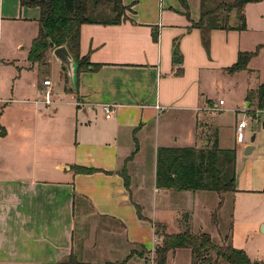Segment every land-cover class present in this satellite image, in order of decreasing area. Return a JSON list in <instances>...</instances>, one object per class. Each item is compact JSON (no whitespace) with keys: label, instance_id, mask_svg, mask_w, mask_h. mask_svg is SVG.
Segmentation results:
<instances>
[{"label":"crops","instance_id":"obj_1","mask_svg":"<svg viewBox=\"0 0 264 264\" xmlns=\"http://www.w3.org/2000/svg\"><path fill=\"white\" fill-rule=\"evenodd\" d=\"M178 1L179 12L163 6L158 14L148 4L137 8L136 1L125 4L122 0L128 6L124 21L81 25L80 56L86 55L99 67L75 74L74 85L69 80L65 83L64 92L70 101L61 104L53 100L46 105L41 94L44 77L34 83L30 104L0 96V102L8 99L10 103L29 105L16 108L14 119L0 124V264H69L63 260L73 253L75 225L89 212L103 225L107 221L117 224L125 243L146 247L135 237L138 231L135 233L134 227L140 226L141 220L135 205L145 218L168 227L169 221L145 215L143 200L152 199L154 206L162 196L176 193L183 197L191 192L156 187V151L160 146L199 147L201 135L209 126H198V112L214 105L206 100L209 94L200 87V80L213 75L214 70L231 76L244 73L240 97L246 101L239 112L252 114L251 123L247 121L246 125L252 132L249 141L229 147L235 150L236 191L229 193L235 225L241 215L264 205V101L258 108L256 98L257 88L264 83V15L252 25L248 13L250 5L263 0L244 6L245 21L253 28V42L242 47L236 43L248 32L246 27L213 29L211 53L218 47L219 36H224V43L219 56L211 58L203 49L200 31L191 25L199 18L200 6L194 13L188 0L187 10ZM38 13L33 17L36 21ZM7 15L0 5V18ZM237 23L233 10L229 24ZM260 44L263 46L246 69L233 74L226 70L236 61L238 52L252 51ZM47 61L59 65L63 77L61 64L53 56ZM213 61L216 64L210 65ZM257 62L263 71L256 69ZM7 63L14 65L17 72L33 70L35 64L28 61L19 66L14 59ZM179 69L182 72L178 75L175 72ZM219 100L222 106L224 102L219 104ZM65 103L71 105L72 116L67 114L70 108L61 116L63 108L57 106ZM106 103L112 106L108 118L102 110ZM240 114H235L234 132L237 122L244 119ZM213 129L218 146L226 149L220 145L218 128ZM252 136L255 137L250 142ZM204 141L208 143L203 139V145L207 144ZM247 144L253 145V150L245 155ZM238 163H242L239 169ZM75 168L98 170L84 173ZM260 225L264 228V221ZM154 245L155 242L146 248L153 250ZM234 247L239 248L236 244ZM90 262L98 263L97 259ZM128 262L143 264V258L134 254Z\"/></svg>","mask_w":264,"mask_h":264},{"label":"rangeland","instance_id":"obj_2","mask_svg":"<svg viewBox=\"0 0 264 264\" xmlns=\"http://www.w3.org/2000/svg\"><path fill=\"white\" fill-rule=\"evenodd\" d=\"M131 1H136L135 5L137 8L148 4L158 14L163 6L172 12L180 11L178 0H164V2L163 0H124L125 4H130ZM221 1L223 0H206V5L212 8ZM225 1L231 2V0ZM188 3L190 10L192 9L194 13L199 11L200 0H188ZM0 5H3V13L8 14L7 18H0V96L20 99V101L25 102L24 104H30L35 94L32 91L34 90V83L42 81L43 77H48L52 81V99L56 100L57 103L61 102V104L65 101H70V97L64 92L65 83L68 78L67 73L66 71L63 72V78L60 66L52 63L53 61L35 63L33 70L24 71L23 69L21 72H17L14 65L7 63L8 59H14L15 65L24 66L27 64L29 44L36 36L37 31V21L33 17L36 16L38 8L34 6H20L19 0H0ZM248 13L251 24L254 25L252 21L264 15V0L250 5ZM225 14L224 12L223 15ZM228 25H230L229 21ZM246 28L248 32H244L243 36L236 39V43L240 47L247 46L254 40V34L251 33L253 32V28L249 27L247 22ZM222 43H224V36H219L216 39L218 47L214 53H211L210 31L209 48L206 49L202 44L208 58L219 56L218 53L220 52ZM18 47L19 49H17ZM51 56V51H49L47 60ZM209 64L215 65L216 63L213 61V63ZM256 69L259 72L263 71L258 62L256 63ZM68 80L70 85H74L75 81L72 83L70 78ZM245 80L246 77L243 72L235 73L231 76L217 70H214V74L210 75L207 79L202 80L201 78L200 87L202 88L203 86L204 91L209 94L206 100H209L214 105L212 104L213 108L202 109L198 112V126L203 127L204 124L209 126L204 131L205 133L201 135L200 141L197 144L199 147L203 145L201 140H207L209 137L211 140L214 138L215 132H213V127L218 128L220 145L226 149L234 145L235 142L243 143L249 141L250 134L252 133L250 127H246L241 134L234 132V125L236 123L235 114H240L239 111L244 109L246 101L240 97V94L243 93L241 87ZM27 90L31 92L25 94ZM219 99H222L224 102L222 106L218 105ZM4 100L6 102H0V111H2L0 114L1 125L14 119L16 108L29 106L20 105L17 102L10 103V101H7L8 99ZM206 100L204 101L205 103ZM208 105L210 104L208 103ZM57 107L63 108L61 116L66 115L67 110L70 108V113L68 112L67 114L72 116L73 112L71 111L72 107L70 104L65 103ZM241 116L251 123L252 114L248 115L244 113ZM241 165L242 163H238V169ZM168 196L160 197L154 206L152 199L143 200V212L145 215L152 219L170 222L168 227H166L167 232L183 230L185 226H188L193 232L202 231L209 234L214 243L222 244L226 242L231 245L236 244L252 260L264 261V229L262 225L258 227L260 221H264V205L250 209L249 212L241 215L240 220L237 221L238 224L235 225V219L232 216V206L229 203V193L221 195L213 191L195 190L185 193L183 197L176 193ZM183 208H185L184 211H182ZM178 216L180 217L179 220H177ZM138 222L140 226L134 227L135 233L138 231L135 236L136 240L146 247H149L152 243L154 244V242L156 243V238L153 239L154 235L152 234L151 225L144 220L142 222L139 220ZM107 223L103 225V223L96 222L93 219L92 212L80 218L77 226L75 225L73 247V254L78 260L87 259L89 263H92L90 261L97 259L98 263L95 264H102L109 259H111V262H121L128 255L125 254L132 250H135L137 254L144 250L143 263H149L152 260L153 250H149L141 245L125 243L123 237H121V228L113 222L107 221ZM119 251L123 253L121 256H119ZM133 260L139 259L138 257H134ZM131 262L130 260L128 263ZM190 262V251L178 249L174 254L168 255L165 264H191Z\"/></svg>","mask_w":264,"mask_h":264},{"label":"trees","instance_id":"obj_3","mask_svg":"<svg viewBox=\"0 0 264 264\" xmlns=\"http://www.w3.org/2000/svg\"><path fill=\"white\" fill-rule=\"evenodd\" d=\"M261 0H225L215 7H207L206 0H200V12L197 21L191 25L201 34L203 46L208 49L210 45V31L213 29H245L246 21L244 6L247 3ZM187 10L186 0H180ZM20 6H34L38 8L37 34L32 39L27 60L30 63L47 61L49 51L65 45L76 62V75L88 67L97 68L88 57L80 56L79 38L80 27L86 23L92 24H118L124 21L128 6L122 0H19ZM235 11L237 25H228L229 16ZM226 13L223 15V13ZM188 17V12H186ZM156 32L153 39H156ZM263 45H257L252 51H240L236 61L226 68L229 73L244 70L249 60L258 53ZM176 52V45H175ZM179 69L175 73L181 74ZM68 76V75H67ZM69 78V77H68ZM68 78L66 82L68 81ZM257 107L261 108L264 101V83L256 90ZM0 135H3L1 132ZM215 138L207 139L206 145L196 146H160L156 151L155 184L160 189L206 190L217 194L236 191L235 187V150L223 149L218 146ZM137 149V145L135 150ZM132 155L128 157L131 158ZM98 169L75 168V171L91 173ZM123 177L127 183V175L123 169ZM137 216L141 220L151 223L154 234L157 236L153 248L152 262L165 264L169 254L177 249L190 251L191 264H264V261L252 260L247 253L234 247L230 243L217 244L211 240L209 234L198 231L193 232L188 226L176 232H167L166 225L159 221H151L141 214V209L135 205ZM144 252V250H142ZM143 252L132 250L121 262L105 261L102 264H127L128 259L137 254L143 258ZM63 262L69 264H95L78 260L71 252ZM143 264H148L143 263Z\"/></svg>","mask_w":264,"mask_h":264},{"label":"water","instance_id":"obj_4","mask_svg":"<svg viewBox=\"0 0 264 264\" xmlns=\"http://www.w3.org/2000/svg\"><path fill=\"white\" fill-rule=\"evenodd\" d=\"M52 56L55 58V60L61 64L62 70L66 71L68 77L70 78L71 82L73 83L75 81V60L71 53L68 51L67 47L65 45L58 46L52 50ZM174 59L176 60L177 57L175 56ZM255 136H252L250 139V142L254 140ZM207 142H205L206 144ZM253 150V145L247 144L244 148V154H250ZM263 228V227H262ZM264 229V228H263Z\"/></svg>","mask_w":264,"mask_h":264},{"label":"built area","instance_id":"obj_5","mask_svg":"<svg viewBox=\"0 0 264 264\" xmlns=\"http://www.w3.org/2000/svg\"><path fill=\"white\" fill-rule=\"evenodd\" d=\"M43 86L45 87L42 91L41 94L43 96V102L46 105H50L53 102L52 99V81L49 78H46L43 80ZM223 100H219V104H222ZM112 106L111 104H102V110L105 113V117H109L111 112H112ZM247 120L243 119L237 122L236 127H235V133L236 134H241V132H243V129L246 127L247 125ZM148 264H154L152 262V260L148 263Z\"/></svg>","mask_w":264,"mask_h":264}]
</instances>
